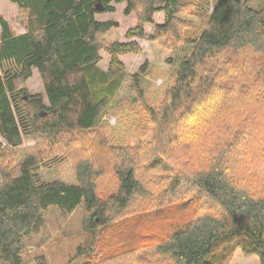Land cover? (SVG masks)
Returning <instances> with one entry per match:
<instances>
[{
    "label": "trees",
    "instance_id": "1",
    "mask_svg": "<svg viewBox=\"0 0 264 264\" xmlns=\"http://www.w3.org/2000/svg\"><path fill=\"white\" fill-rule=\"evenodd\" d=\"M8 1L26 20L16 34L0 16V65L17 67L0 70V264H23V239L49 205L69 214L79 204L82 264H228L237 247L264 264V0ZM110 1L135 13L126 38L189 47L155 102L140 86L147 62L128 74L118 59L140 54L137 41H107L117 22L94 17L113 12ZM33 70L46 104L28 92ZM128 75L132 144L111 141L102 120L124 110L115 97ZM37 135L44 149L23 155ZM58 146L74 183L37 175Z\"/></svg>",
    "mask_w": 264,
    "mask_h": 264
},
{
    "label": "rangeland",
    "instance_id": "2",
    "mask_svg": "<svg viewBox=\"0 0 264 264\" xmlns=\"http://www.w3.org/2000/svg\"><path fill=\"white\" fill-rule=\"evenodd\" d=\"M259 1L254 2L257 7ZM114 6L113 12H102L95 15V19L99 21L113 20L118 26L109 30L105 39L112 41H128L130 39L124 36L126 30L136 23V16L134 12L124 14L126 2L114 3L109 2ZM212 5L210 4V9ZM0 16H2L9 24L12 31L16 34L24 32V23L26 20V11L17 7V5L8 0H0ZM188 18V17H187ZM155 22H163L164 13L156 12L153 14ZM194 22H198L197 17H189ZM144 30L151 31L150 24ZM144 25V26H145ZM1 27V26H0ZM141 47L140 54H124L121 55L120 60L124 65V69L128 74H133L139 71L140 66L147 62L148 70L147 76L140 80V86L151 100L157 101L161 96L163 90L171 83L175 66L180 58L187 55L189 51L188 46H179L175 51H168L162 48L156 42H147L144 40L137 41ZM101 59L98 63L99 67L106 69L110 56L103 50L99 51ZM12 60L4 61L0 65L1 74L5 75L8 70H16ZM31 79L27 82L28 92L30 94H40L46 104V96L44 94L43 86L36 70L32 71ZM130 75L127 76L126 81L120 87L115 99L119 100V107L124 108L120 111L119 116H113L111 113H106L102 120L107 122V135L111 141L123 142L125 144H132L138 137V132L135 129L136 121L132 120L131 113L125 110L129 105V99L132 93L129 90L128 82ZM12 100V98L10 97ZM14 109V104L12 101ZM17 121L21 125L20 119ZM67 135H61L58 140L62 143L67 140ZM44 140L37 135L34 139H23L20 146L22 154L29 151L44 149ZM5 146V142L0 136V150ZM67 148L58 146L49 152L51 161L43 165L37 175L41 181L58 180L65 183L75 182V173L73 163L70 156L66 153ZM84 213L81 204L77 206L69 214H61L56 205H49L44 210V224L38 233L26 235L23 239V247L21 250L23 264H36L39 257H43L46 264H82L85 261L84 256L76 257V247L83 241V223ZM38 258V259H37ZM228 264H259L257 254L246 255L242 252L240 247H237Z\"/></svg>",
    "mask_w": 264,
    "mask_h": 264
},
{
    "label": "crops",
    "instance_id": "3",
    "mask_svg": "<svg viewBox=\"0 0 264 264\" xmlns=\"http://www.w3.org/2000/svg\"><path fill=\"white\" fill-rule=\"evenodd\" d=\"M97 14H100V13H97ZM97 14H95V15H97ZM95 15H94V17H95ZM158 23H159V22H158ZM161 23H162V22H161ZM148 26H149V25H145V26H144V29H145L146 27H148ZM150 26L152 27L150 32H152V30H153V25L150 24ZM150 32H147V33H150ZM130 40H135V41H138V42H139L140 39H137V38H130ZM123 55H124V54H123ZM120 57H121V55L118 56V59H119V60H120ZM120 61H121V60H120ZM108 64H109V63H108ZM100 68H101V67H100ZM107 68H108V65H107L106 69H107ZM101 69H103V68H101ZM106 69H103V70H106Z\"/></svg>",
    "mask_w": 264,
    "mask_h": 264
}]
</instances>
